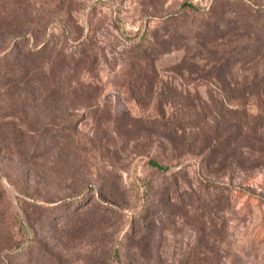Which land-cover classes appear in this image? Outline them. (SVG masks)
I'll return each instance as SVG.
<instances>
[{
    "label": "rangeland",
    "instance_id": "374dc122",
    "mask_svg": "<svg viewBox=\"0 0 264 264\" xmlns=\"http://www.w3.org/2000/svg\"><path fill=\"white\" fill-rule=\"evenodd\" d=\"M262 10L0 0V264H264Z\"/></svg>",
    "mask_w": 264,
    "mask_h": 264
},
{
    "label": "trees",
    "instance_id": "16d2710c",
    "mask_svg": "<svg viewBox=\"0 0 264 264\" xmlns=\"http://www.w3.org/2000/svg\"><path fill=\"white\" fill-rule=\"evenodd\" d=\"M262 11H264V10H262ZM260 25V28H259V30H261V31H256L257 32V34L258 35H263L264 36V24L263 23H261V24H259Z\"/></svg>",
    "mask_w": 264,
    "mask_h": 264
}]
</instances>
